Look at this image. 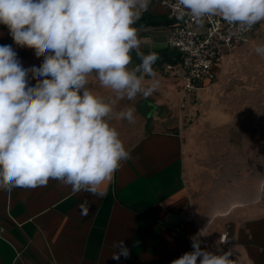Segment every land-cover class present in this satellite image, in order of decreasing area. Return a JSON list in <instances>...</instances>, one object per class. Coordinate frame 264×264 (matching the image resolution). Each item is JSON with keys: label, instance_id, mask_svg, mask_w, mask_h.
I'll return each instance as SVG.
<instances>
[{"label": "crops", "instance_id": "crops-1", "mask_svg": "<svg viewBox=\"0 0 264 264\" xmlns=\"http://www.w3.org/2000/svg\"><path fill=\"white\" fill-rule=\"evenodd\" d=\"M142 18L144 22L138 24ZM134 27L140 51L158 56L155 76H145L144 81L146 87L156 84L152 94L120 98L94 76L88 77V87L112 104L110 123L130 158L115 173L114 182H105L103 197L73 192L55 179L34 189L0 187V264H171L193 251L192 238L208 251L231 249L234 264H264V203L213 218L196 207L188 183L192 160L182 126L181 81L166 72L178 59L172 50L171 60L164 55L174 21L161 0H150ZM260 44H264V22L249 45L226 55L216 68L217 79L232 53L255 52ZM0 45H11L25 68L43 61L33 49L17 46L2 24ZM131 55L129 67H134L140 60L135 52ZM128 108L134 109V123L118 116ZM225 233L227 243L222 244ZM119 240L129 250L127 259L111 258Z\"/></svg>", "mask_w": 264, "mask_h": 264}, {"label": "clouds", "instance_id": "clouds-1", "mask_svg": "<svg viewBox=\"0 0 264 264\" xmlns=\"http://www.w3.org/2000/svg\"><path fill=\"white\" fill-rule=\"evenodd\" d=\"M150 0H0V24L14 43L43 56L25 68L11 45H0V187L34 189L55 179L73 192L103 197L105 182L130 158L111 125L113 106L88 87L89 76L120 98L148 97L156 84L154 52L140 51L134 27ZM180 18L197 23L219 16L240 32L264 22V0H175ZM135 52L140 63H132ZM264 56V44L255 48ZM30 80H35L31 84ZM135 122L134 109L118 113ZM111 256H129L123 240ZM193 251L171 264H234L228 251Z\"/></svg>", "mask_w": 264, "mask_h": 264}, {"label": "rangeland", "instance_id": "rangeland-1", "mask_svg": "<svg viewBox=\"0 0 264 264\" xmlns=\"http://www.w3.org/2000/svg\"><path fill=\"white\" fill-rule=\"evenodd\" d=\"M183 118L196 207L209 218L264 203V56L235 51Z\"/></svg>", "mask_w": 264, "mask_h": 264}, {"label": "built area", "instance_id": "built-area-1", "mask_svg": "<svg viewBox=\"0 0 264 264\" xmlns=\"http://www.w3.org/2000/svg\"><path fill=\"white\" fill-rule=\"evenodd\" d=\"M174 3L175 0H161L169 19L174 21L168 48L178 55L177 61L169 64L166 72L181 81L180 110L182 118L190 121L196 93L216 81L217 66L228 53L249 45L263 22L247 32L238 31L219 16H210L203 23H197L188 15L180 18L173 8ZM227 238L228 233L221 235L220 242L226 244Z\"/></svg>", "mask_w": 264, "mask_h": 264}, {"label": "trees", "instance_id": "trees-1", "mask_svg": "<svg viewBox=\"0 0 264 264\" xmlns=\"http://www.w3.org/2000/svg\"><path fill=\"white\" fill-rule=\"evenodd\" d=\"M144 22V18L140 19V21H138V24H141ZM165 56H167L166 58L168 60H171L173 58V56L170 54V49L168 48V52L166 54H164Z\"/></svg>", "mask_w": 264, "mask_h": 264}]
</instances>
